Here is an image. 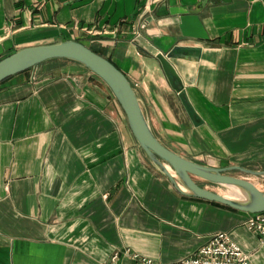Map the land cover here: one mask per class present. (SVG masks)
Here are the masks:
<instances>
[{
  "label": "crops",
  "instance_id": "crops-1",
  "mask_svg": "<svg viewBox=\"0 0 264 264\" xmlns=\"http://www.w3.org/2000/svg\"><path fill=\"white\" fill-rule=\"evenodd\" d=\"M182 8L206 38L181 33ZM67 39L126 74L167 147L211 166L264 163V0H0V58ZM248 216L178 190L80 62L51 59L0 83V264H113L124 248L175 262L217 231L264 264Z\"/></svg>",
  "mask_w": 264,
  "mask_h": 264
},
{
  "label": "water",
  "instance_id": "water-1",
  "mask_svg": "<svg viewBox=\"0 0 264 264\" xmlns=\"http://www.w3.org/2000/svg\"><path fill=\"white\" fill-rule=\"evenodd\" d=\"M175 13L180 14L179 28L186 36L206 38L198 15L192 10L182 8ZM174 48H181L175 46ZM159 52L156 57L160 60L163 70L172 86L179 91L176 84V71L168 57ZM63 58L80 62L110 88L114 97L126 115L131 132L146 155L163 171L174 186L187 194L215 201L247 213L264 212V191L260 189L248 175L263 176L264 169L230 164L211 166L182 156L162 143L152 131L140 106L133 85L126 74L106 56L96 52L86 43L67 39L49 43H41L20 47L0 58V83L7 78L35 67L45 61ZM182 102L190 117L195 121V111L182 96ZM232 170L244 172L247 176L240 177L230 174ZM196 178L208 182L240 188L244 198H233L202 186Z\"/></svg>",
  "mask_w": 264,
  "mask_h": 264
},
{
  "label": "built area",
  "instance_id": "built-area-1",
  "mask_svg": "<svg viewBox=\"0 0 264 264\" xmlns=\"http://www.w3.org/2000/svg\"><path fill=\"white\" fill-rule=\"evenodd\" d=\"M151 1L157 3L161 0ZM246 226L264 241V212L249 213ZM122 257L127 259L125 264H254L249 255L225 231L211 234L208 240L192 254L175 262H161L124 248L121 252L114 253L113 264H116Z\"/></svg>",
  "mask_w": 264,
  "mask_h": 264
},
{
  "label": "rangeland",
  "instance_id": "rangeland-1",
  "mask_svg": "<svg viewBox=\"0 0 264 264\" xmlns=\"http://www.w3.org/2000/svg\"><path fill=\"white\" fill-rule=\"evenodd\" d=\"M246 167L256 168V169H264V163H260V164H249V165H246ZM230 174H233V175H236V176H240V177L247 176L244 172H241V171H238V170H232L230 172ZM248 177L260 189H262L264 191V177L263 176L248 175ZM209 185L212 187V189H215L216 191H219L222 194H227L231 190L230 187L229 186H226V185H220V184H215V185L209 184Z\"/></svg>",
  "mask_w": 264,
  "mask_h": 264
},
{
  "label": "bare ground",
  "instance_id": "bare-ground-1",
  "mask_svg": "<svg viewBox=\"0 0 264 264\" xmlns=\"http://www.w3.org/2000/svg\"><path fill=\"white\" fill-rule=\"evenodd\" d=\"M230 189V192H228L226 195L231 196L233 198H244L245 194L240 188L231 186Z\"/></svg>",
  "mask_w": 264,
  "mask_h": 264
}]
</instances>
